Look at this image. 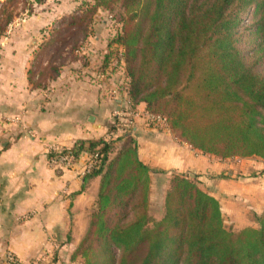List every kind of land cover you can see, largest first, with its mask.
Returning a JSON list of instances; mask_svg holds the SVG:
<instances>
[{
    "label": "trees",
    "instance_id": "trees-1",
    "mask_svg": "<svg viewBox=\"0 0 264 264\" xmlns=\"http://www.w3.org/2000/svg\"><path fill=\"white\" fill-rule=\"evenodd\" d=\"M102 5L123 23L116 41L124 48L130 107L145 104L165 115L171 131L203 153L264 160V0H97L69 24L88 37ZM12 10L0 9V34ZM60 70L51 64L41 77L56 78ZM70 151L97 155L85 177L101 178L74 255L85 264H264V210L258 227L229 230L220 200L178 173L156 221L149 212L151 170L136 137L78 140Z\"/></svg>",
    "mask_w": 264,
    "mask_h": 264
},
{
    "label": "crops",
    "instance_id": "crops-1",
    "mask_svg": "<svg viewBox=\"0 0 264 264\" xmlns=\"http://www.w3.org/2000/svg\"><path fill=\"white\" fill-rule=\"evenodd\" d=\"M35 48L6 46L0 54V264H79L69 250L88 231L101 178L53 169L49 148L104 138L127 95L79 61L35 84L32 68L48 57ZM134 128L139 158L151 170L188 174L204 167L206 158L170 130L141 117Z\"/></svg>",
    "mask_w": 264,
    "mask_h": 264
},
{
    "label": "rangeland",
    "instance_id": "rangeland-1",
    "mask_svg": "<svg viewBox=\"0 0 264 264\" xmlns=\"http://www.w3.org/2000/svg\"><path fill=\"white\" fill-rule=\"evenodd\" d=\"M96 5L97 0H42V2L19 0L14 3L11 0H0V9L7 6L8 9H13L14 13L11 24L7 26L5 33L0 34V54L6 46L14 47L21 44H27L28 48L36 46L34 51L39 49L48 51V59L38 60L39 63L35 64V68L33 66L30 75L33 81L36 80L35 84L41 82L43 85L48 79V77L42 79L41 73L46 72L51 64L63 68L79 61L81 65H93V71L100 75L101 79L118 85L119 90L124 89L127 95L130 77L123 59L124 48L116 41L123 25L118 13L104 5L97 6L96 12L90 19L88 37L79 35V27L69 24L72 19L83 17L85 12ZM250 11L252 10L247 13ZM248 21L251 22L250 14L247 15L246 22ZM86 23L83 22L84 25ZM249 49L250 40L245 45V50L249 51ZM91 53H94L93 57ZM261 70L264 73V63ZM124 102V106H118V109L130 107L128 97L124 98ZM138 111L166 118V121H161V130H170L171 135L177 141H181L171 131L165 115L150 112L146 108ZM141 118L147 126H152L149 120L147 122L146 119ZM135 123L128 129L134 137ZM122 132L121 129L113 134L108 132L104 138L117 139L123 134ZM198 151L199 155L206 158L204 167H199L197 172L179 174L198 180L203 189L220 200L225 226L229 230L238 231L247 226L258 227L257 217L264 210V160L259 157L239 156L223 159ZM175 174L178 173L150 171L149 212L156 221L164 214L165 197L170 188V180ZM78 246L79 244L74 250L69 251L74 252L75 255ZM105 257H108V253ZM72 260L85 264L82 256H74Z\"/></svg>",
    "mask_w": 264,
    "mask_h": 264
},
{
    "label": "built area",
    "instance_id": "built-area-1",
    "mask_svg": "<svg viewBox=\"0 0 264 264\" xmlns=\"http://www.w3.org/2000/svg\"><path fill=\"white\" fill-rule=\"evenodd\" d=\"M139 117H143L147 122L149 120L156 127H161V121H166V118H162L160 115L140 112L136 108L132 109L131 107L125 106L115 111V126L117 130L121 129L123 131L122 133L130 134L129 127H132ZM49 152V165L51 167L75 170L79 175L88 174L95 166L97 160V155L83 152L77 156L69 148L58 144H52ZM84 157V162H81Z\"/></svg>",
    "mask_w": 264,
    "mask_h": 264
}]
</instances>
